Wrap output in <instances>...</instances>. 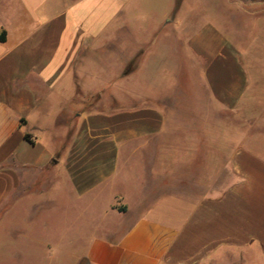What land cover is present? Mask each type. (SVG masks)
I'll return each instance as SVG.
<instances>
[{
  "label": "crops",
  "instance_id": "0c3cea01",
  "mask_svg": "<svg viewBox=\"0 0 264 264\" xmlns=\"http://www.w3.org/2000/svg\"><path fill=\"white\" fill-rule=\"evenodd\" d=\"M135 3L0 0V218L60 185L130 218L91 228L67 264H264V157L221 122L264 116L260 50H241L234 21H186L178 36L179 0L150 29L177 41L140 39L118 22ZM175 49L192 103L166 90Z\"/></svg>",
  "mask_w": 264,
  "mask_h": 264
},
{
  "label": "rangeland",
  "instance_id": "374dc122",
  "mask_svg": "<svg viewBox=\"0 0 264 264\" xmlns=\"http://www.w3.org/2000/svg\"><path fill=\"white\" fill-rule=\"evenodd\" d=\"M135 1V4L124 11V16L119 17V23L126 19L140 39L177 41L167 31L154 35L155 31L150 30L169 19L164 14L171 12L175 0ZM173 15L171 27L177 28L178 36H181V30L190 22H216L232 31L227 27V21H234L239 26L237 45L242 47L241 50L250 44L256 47L264 62V0H180L177 12ZM139 29L144 31H138ZM228 37L234 38L231 33ZM155 50L157 49L150 50L147 55L155 54ZM177 53L175 49V65L165 68L164 76L169 75L164 80L166 90L174 93L180 91L183 93L184 103H192L195 97L192 94L194 86L186 77L193 69ZM99 97L100 95L93 96L89 111L101 109L94 108L99 104ZM255 120L245 123L228 114L221 117L222 123L236 126L237 142L247 140L248 143H256V147L248 150H253L258 157H264V116ZM11 205L12 202L9 207ZM13 205L8 215L0 218V264H67L81 254L80 248L83 254L90 240L86 233L91 228L103 227L106 234L107 229L119 230L130 219L114 213L105 215L101 209H95L96 204L81 201L60 185L54 189L43 185L40 192L34 193L31 198L14 202Z\"/></svg>",
  "mask_w": 264,
  "mask_h": 264
},
{
  "label": "trees",
  "instance_id": "16d2710c",
  "mask_svg": "<svg viewBox=\"0 0 264 264\" xmlns=\"http://www.w3.org/2000/svg\"><path fill=\"white\" fill-rule=\"evenodd\" d=\"M179 3H180V0H179ZM5 41V34L4 32L0 31V42H4ZM25 138L28 139V137L25 135ZM120 210L124 211L125 209L124 208H121Z\"/></svg>",
  "mask_w": 264,
  "mask_h": 264
}]
</instances>
